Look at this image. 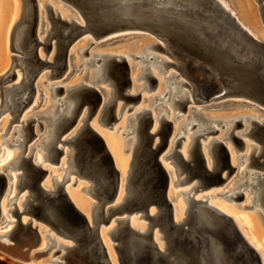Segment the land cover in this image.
Wrapping results in <instances>:
<instances>
[{"label":"water","instance_id":"1","mask_svg":"<svg viewBox=\"0 0 264 264\" xmlns=\"http://www.w3.org/2000/svg\"><path fill=\"white\" fill-rule=\"evenodd\" d=\"M61 1L72 10L73 15L80 16L85 24L80 25L74 21L62 19L50 5H46L48 18L51 22L71 29V32L66 35V41L61 45L54 58L55 61L59 62V65L51 69V78L63 76L67 72L69 51L72 45L82 36L90 33L92 38L99 40L108 35L121 32L120 30L132 32H137L135 29L143 30L141 27H130L125 24L102 23L101 16L104 15L107 9L105 4L97 2L100 0ZM206 1L212 14L216 17L211 24L199 22L198 20L206 19L207 14L202 10L203 1H198L197 9L193 11L192 19L189 21V25L193 28L185 29L179 26V29L187 35V38L180 40L169 38L156 29L153 31L159 38L154 36L156 42L150 47V50L162 52L165 54L166 59L149 52L145 53L144 57L135 58L140 59L142 64H145L141 77L144 81L145 89L150 91L153 85L155 88L158 85L156 78L149 69L150 64H154L159 68L167 82L177 76L185 78L186 73L192 69L204 74L206 89L203 90L202 94L199 93L197 97L192 92V100L187 97L188 92L184 91L179 102L176 103V107L179 110L187 111L189 104L211 105L219 102L217 105H221L228 102L235 103L232 100L236 98L264 106V42H260L250 35L217 0ZM257 1L264 23V0ZM26 3L31 5L33 13V23L30 31L33 60L39 68L44 66L51 67V63L43 60L39 55V46L41 44L36 36L39 22L37 0H22L23 9ZM89 23L95 25L96 28H89ZM143 33L145 36L148 35L146 29ZM119 37L123 36L113 37L107 41ZM162 38H165L164 44L161 42ZM169 42L182 51L172 50L169 52L166 48V44ZM90 45H93V43ZM248 47H252L253 50L251 51ZM51 48L52 45L50 43L43 45V51L47 56ZM228 48L246 57V64L250 65L253 63V66H246L238 62ZM86 51L84 50L82 55H85ZM251 53L253 54L250 56L249 54ZM173 56L181 58L182 63H177ZM15 57L14 55L13 60L16 59ZM92 61L90 60L86 63L90 65ZM196 61L198 63L194 64ZM211 67L216 68L220 75L217 76ZM169 68H174L175 73L167 76L166 70ZM39 73L36 72L30 81V91L26 98L19 103V109L11 112L12 123L18 122L22 124L25 130V136L21 142L22 157L20 168L22 173L18 174L20 181L16 187L17 194L12 198L13 209H11V212L17 218L14 232L9 237L13 247L18 246L16 232L29 231L36 236V240L32 244L35 250L33 257L37 258L49 252L50 249L37 251L41 236L37 227L31 224L34 219L37 224L42 223L48 226L56 235L75 244L74 250L65 248L70 252V262L74 264H112L100 231L102 226H109L115 220L117 226L109 233V236L113 241L118 264H201L202 257L210 256V250L219 255L223 264H263L261 256L249 245L235 221L206 201L196 200L187 196L188 206L184 218L180 222L175 220V209L169 197L171 175L163 166L161 158L163 160H171V164L174 166L175 162L173 160L178 161L183 171L187 173V182L193 179L199 180L201 183L194 184L191 189L195 190V192L224 184L236 170L231 163V155L228 148L222 142L215 140L212 148L214 165L212 169H209L202 146L198 143L200 137L218 133L216 127L212 126L210 131L195 137L194 145L190 152V159L187 160L178 150L179 142L183 139L182 136L176 139L172 155L164 154L173 132V126L171 122L165 120V115L162 116L161 126L156 133L152 132L153 120L148 118L151 112L148 110L141 112L142 116L139 121L141 124L142 145L137 152L136 177L132 190L133 202L139 207L123 209L119 204H115L122 182L120 172L115 167L112 156L103 140L88 125V121L100 111L101 122L107 124L114 119L117 120L115 112L119 101L123 102L121 110L130 101L135 99H138V102L140 101L139 96L131 93L133 85L131 71L127 60L123 57L108 58L105 72L101 75L103 79L96 81L103 83L109 80L113 93L112 99L103 104V98L98 90L94 87L83 85L82 89L74 93L77 106L73 116L62 123L48 151L49 155L45 157L49 162L59 163L65 153L63 147L74 146L76 172L93 183H100L102 186V195L97 197V201L100 204L97 209L98 219H93L92 224H90L86 216L71 202L67 193L62 189L61 184L56 192L47 191L43 186L47 172L32 160L31 153L35 149L34 145L30 146L31 153L24 157L29 148L28 144L31 137L36 135L34 127L31 126L36 120H28L26 125L21 121L23 112L34 100L36 94L35 82L39 77ZM232 77H237L241 80V89L236 92L224 91V87L231 83L230 78L232 79ZM7 78H9V81H13L15 74L8 75ZM190 78L194 79L193 75ZM191 82L194 81L191 80ZM182 85L188 89L191 88L187 83L183 82ZM54 92L55 94H62L65 89L59 86L55 88ZM131 110L132 108H129L127 112ZM84 111L87 113L84 122L85 130L80 137L71 142L69 135ZM250 123L253 125V129L248 136L264 147V122L259 123L251 120ZM242 126L241 121L237 120L228 137L237 150L245 148L241 136L247 134L243 131L241 135H233V131ZM39 127L40 129L43 127L41 123H39ZM157 134L160 135V141L154 145ZM59 145L62 147H59ZM254 161H258L256 157ZM180 176L177 173L178 182ZM178 182H176V185L183 184ZM8 188L9 177L4 173H0V223L3 219L1 202L7 194ZM23 190H28L31 201L25 207V210L21 212L14 200ZM242 197L243 193H239L236 194L234 199L240 200ZM152 208L156 209V213L153 215L150 213ZM139 210L142 212L141 217L148 221V230L145 236L136 232L129 225L128 217H117ZM24 215H28L31 218L28 224L22 222ZM261 216L264 221V214L261 213ZM155 231L161 234L160 239L164 242L163 251L159 249L155 240ZM28 252V248H24L23 251H13L0 241V253L16 262L28 263L30 260L27 255ZM59 252L60 250L55 251L54 255Z\"/></svg>","mask_w":264,"mask_h":264},{"label":"bare ground","instance_id":"2","mask_svg":"<svg viewBox=\"0 0 264 264\" xmlns=\"http://www.w3.org/2000/svg\"><path fill=\"white\" fill-rule=\"evenodd\" d=\"M198 1H200V0H100L97 2H100L101 4H105L106 9H107L106 12L104 13V15L101 16L102 17L101 18L102 23H108V24H113V25L125 24V25H128L130 27L136 26V27L143 28V30L135 29V31L145 32V29H146L148 35H146V36L143 35V37H142L143 41H145V43L143 45H144V49H145V53H146L147 51L149 52L150 47L156 42L155 37H158V35H156V33H153V31L155 29L160 31L162 35L169 37V38H176L179 40L182 38H187V35H185L184 33L181 32V30L179 29V26H182L185 29L193 28L192 26L189 25V21L192 19L193 11L195 9H197ZM201 1H203V3H204V5L202 6L203 7L202 10L205 14H207V18L204 20H198V21L201 23L211 24L212 20L216 16L214 14H212V12L209 8L208 2L206 0H201ZM217 1L220 3V5L225 10L229 11V13L235 17V19L239 22V24L245 30H247L250 35H252L256 40H258L260 42H264V32L261 29H259L257 26H255V22L253 19V13L250 10V8L248 9L244 5L243 2H238L239 9H240V17H239L237 15V13H235L234 11L231 10V8L228 6V4L224 0H217ZM37 4H38V8H39V22H38V26H37L36 36H37L38 42H40V44H41L39 46V55L43 59L42 54H41V52L43 50V45L50 43L52 45L51 51L49 52V55L47 56V58L43 59V60L50 62L51 67L44 66V67L39 68V66H37L35 61L33 60V54L31 52V45H30V31H31L32 23H33L32 22L33 21V13H32V9H31V5L29 3H26L24 9L22 7V12H21V16H20L19 20L17 21V23L13 24V22L15 21L14 19H15L16 15L19 14V12H20L19 0H0V68H1V66L4 65L3 63H5V60H4L5 59V53H4V56L2 57V51H3V46H4L3 36L5 35V32L9 28H11L10 29V45L12 48L11 50H13L17 54V55H15L16 59H14V60H13V56H11L9 69H7L8 66L2 67V73L5 72V74L2 77H0V98H1V101H0V120L2 119V117L5 114L9 113L11 115V112H14L17 109H19V103L26 98V96L28 95V93L30 91V87H29L30 81L32 80V78L36 72H40L39 77L35 82L36 93H37L39 81L44 76L45 70H48V69L51 70L52 68H56L59 65V62L55 61L54 58L57 55L58 50L61 48V45L66 41V39H65L66 35L69 32H71L70 28H64L62 25H59L58 23L51 22L48 17L45 18V15L41 11V8L39 5V0L37 1ZM46 5H50V4H46ZM46 5H45V7H46ZM52 8H53L54 12L58 13L60 18H62V19H65L67 21H74L80 25L85 24V22L83 21V19L80 16L73 15L72 12H70L72 10H70V9L68 10V8H66V6L64 7L66 10V11L64 10V12L57 9L56 7H52ZM10 13H12V16H11L12 19L10 20V22H8V16ZM11 24H13V25H11ZM88 26H89V28H96V26L91 24V23H89ZM120 31H122V30H120ZM149 31H151V32H149ZM140 35H138V36H140ZM199 35H201V34H199ZM127 36H129V35H127ZM104 40H103V42H104ZM93 41L95 42V40H93ZM101 41L98 44H100ZM91 42H92V37L90 36V33L82 36L78 41H76L72 45V47L69 51V54L71 55L72 51L74 52V51L78 50L80 55H82L83 51L86 50V49H83V47H85L87 43H88V45H90ZM161 42L164 44L165 38H162ZM166 48L169 52L172 50H176L179 52L182 51L181 49H179L175 45L171 44L170 42L166 44ZM221 48H222V46H221ZM222 49H224V48H222ZM249 49L251 51L253 50L252 47H250ZM228 50L234 55V58L238 62L245 64L246 66H253V63L250 65L246 64L247 58L244 57L243 55L236 53L231 48H228ZM151 54H156V53L152 52ZM252 54L253 53H251L249 55L251 56ZM138 55H140V54H138ZM161 55H160L161 58L164 57ZM121 56L125 57L122 54H116L115 55L112 53H109V54H100V53L97 54L96 53V54H94L93 57L88 60V61L93 60L92 63L89 65L86 63L88 61H86L85 64H87L90 67L97 66L98 63L101 61H102V64L97 66V72L95 73V77L91 76L90 80L95 83L97 80L103 79L101 75L104 74V72H105L106 62H107L108 58L121 57ZM156 56H158V55H156ZM173 59L177 63H182L181 58L173 56ZM69 60H70V58H69ZM69 60H68V70L67 71H69V68H70V61ZM98 60H100V61H98ZM196 63H198V62L197 61L194 62V64H196ZM144 68H145V65H143V67H142L143 71H142V73L140 72L141 73L140 75L138 74V72L135 73V74H138L137 76H134V74L132 75L133 82L135 81L136 78L138 80H142L141 77L143 75ZM211 69L214 71V73L217 76L220 75L216 68L211 67ZM83 70H82V72H83ZM171 70H173V69H171ZM171 70L167 73V76H170L172 73H175L174 71H171ZM136 71H137V69H136ZM156 72H157V69H156ZM156 72L154 71V74ZM66 73H68V72H66ZM157 73H159V72H157ZM11 74H15V78L13 81H9V78H7V76L11 75ZM96 74H97V76H96ZM186 74L187 75L185 76V78H183L182 76L173 77V80L168 81V82L166 81V85H164V82L163 83L161 82L160 86L158 87L159 94L157 93V96L151 97L152 100L154 99V102L157 100L160 101V103L157 104L155 107H157V106L164 107L166 104L169 103L168 105L170 106V108L172 107L175 110H177L178 108L176 107V103L179 102L181 96L184 93V89H186L185 91L188 92L187 97L191 100H192V96H191L192 92L196 97L199 93H201V94L203 93V90L206 89V81H205L204 74L202 72H198L197 70H192V69L190 71H188ZM192 75H193L194 79L190 78V76H192ZM163 77L164 76H162V78ZM50 78H51V73L48 76V79H50ZM88 79H89V76H88ZM191 80H193L194 82H191ZM183 82L189 84V86L191 88L188 89L186 86H183L182 85ZM230 82H231L230 84H228L226 87H224V91L236 92V91H239L241 89L240 88L241 87V80L239 78H237V77L233 78L232 77V79L230 78ZM90 83L92 85V82H90ZM1 84H2V86H1ZM83 85H85V84L79 82L78 78L71 79V84L68 86H64V89H65L64 93L66 94L65 97L63 96V98L60 100L57 99L58 101L56 100L57 102L54 104L53 108H51L49 106V104L46 105V108H45L46 110H44L41 114L43 116H41V115L38 116V117L44 119L46 129L47 128L49 129L48 134L46 136V139L44 138L45 140L41 141L38 144L41 147V149L45 150L44 158L49 155L48 151L51 148V146L55 140V137L58 133V130H59L60 126L62 125V123L64 121L70 119L73 116V113H74L76 106H77V100L74 97V93H76L80 89H82ZM59 86H61V85H56V84L48 85V87L50 88V90L52 92L51 95L54 98H56V96H57V94H55V92H54L55 88L59 87ZM64 93H62V95ZM105 93L108 96V92H106V90H105ZM111 94H113L112 91H111ZM47 95H48V93H47ZM158 96H159V98H158ZM37 97L38 96L35 94L34 100H33L32 104L30 105L31 107L29 106L23 112V114L21 116V121H23L25 125H26V122L28 120H32V119L36 120L37 119L36 115L29 116L30 113L36 107L35 102L37 101ZM241 102L243 103V101H241ZM228 103H230V102H228ZM237 103H238V101H237ZM249 103H246V104L248 105ZM146 104H148V102ZM243 104H245V103H243ZM168 105H166V106H168ZM189 105H192V104H189ZM250 105H251V103H250ZM248 108L251 110L254 109L253 107L250 108V106ZM165 109H166V107H165ZM144 110H146V109L142 108V109L136 110L134 112V114H132L131 116H129L127 118L128 119V122H127L128 128L132 129V131L131 132L128 131L129 133L128 132L126 134L124 133V135H125V137H129L130 135H133L132 138H130L126 141V145H125V147H127L126 151L131 152L133 154V159L130 163L129 170H128V159H126L123 156L124 142H122L121 135H111V136H108L107 138L104 137L109 150L112 152L115 159L119 162L118 166H119L120 171H121V172L120 171L119 172H120L122 182H121L120 192L117 196V199L115 200V204H119L120 207L123 209H130L133 207H139L135 202H133L134 200H133L132 190H133V186H134V180L136 177L137 152L140 150L141 145H142V139H141V135H140L141 124H140L139 120H140V117L142 116L141 112H143ZM162 110H164V109H162ZM162 110H161V112H162ZM167 110H164V112H166ZM195 110H198V109H195ZM254 110H257V109H254ZM176 114L177 113H175V116H176ZM163 115H165V114L163 113V114L158 115V120L160 122H161ZM248 115H250V113H248ZM251 115H253V114H251ZM261 115H262V113H261ZM190 116H191V114L186 115L185 117H181V116L177 115V118H176V119H178V121H181L179 124V128L181 127L180 131L183 130V131H186L187 133H189V134H187L188 135L187 143L185 144V146L183 148V152H181L182 155L184 156V158L187 160L190 159V152L193 148L194 139L196 136L210 131V128L212 126L218 128V126L222 124L221 128L226 129V132L224 135L222 134V132H221V134L217 133L216 134L217 137L209 138L208 141L202 146V150H203L204 155L207 159V167L209 169H212L214 164H213L212 160H210L209 156L210 155L212 156V148L214 146L215 140H217L219 142L223 141L224 143H225V141L223 140L224 138H227V140H229L228 139L229 133L231 132L232 128L234 127L235 122L237 120L241 121L243 119V117L240 115H234V114H233V116L221 115V116H219L220 119L217 118V119H219V120H217L215 115L211 116V118H205L199 114H196L194 116L192 115L191 117ZM263 116H264V114H263ZM166 118H168V117H166ZM212 118L214 120H211ZM85 119L83 120V126H80L81 118L79 119L77 124L74 126L73 130L71 131V133L69 135V139L71 142L74 141L75 139H77L78 137H80L82 135V133L84 132L85 127H86L85 123H84ZM251 120H255L256 122H259V123L264 122V119H261L259 116L253 115V116L247 117L246 123H248V125H245V126H247V129L245 128V134H247V135H245V136H248V134L252 132L253 125L250 123ZM214 122L217 124H214ZM10 123H12V120ZM95 125L96 124H92V129L94 131L98 132V129H97L98 127ZM123 125H125L124 121H123ZM153 128H155L154 125H153L152 129ZM159 128L160 127L155 128L154 131H157V129L159 130ZM39 129H40V127H39ZM46 132H47V130H46ZM173 133H174V129H173L172 135H173ZM172 135H171V137H172ZM12 136H15V139L14 140H7V144L10 148L11 147L14 148V150L16 148H19L20 153H19L18 157L14 158L13 154L7 151L5 154H3V159L1 161V163H3V162H8L11 160L6 168H4V169L0 168V173H5L9 177L8 192L4 196V198L2 199V202H1L3 219L0 223V241L2 243H4L6 246H8L13 251H18V250L23 251L24 248H28L29 252L27 253V255H28V257H30V260L26 264H42V263H37L35 261L36 258L33 257V255L35 254V250L33 249L32 244L36 240V236L33 233H31L29 231H27V232L17 231L16 232V241L18 243L17 247H15V246L13 247V245H11V241L9 240L10 235H12V233L14 232V229L16 227V224H15L16 221L14 220V217L11 216L12 215L11 209H13L12 198L15 197V195L17 194V188L16 187L20 181L18 174L22 173V172H20V170H22L20 168V165H21V157H22L21 156V142L23 141V138L25 136L24 127H22V125L19 128L15 127L14 131H12ZM180 136H182V135H180ZM180 136H178V137H180ZM207 136H209V134ZM222 136H226V137L222 138ZM171 137H170V142L168 145V147L170 146L169 147L170 150L168 152V154L170 156L173 153V146H174V143L177 139L176 138L175 140L171 141ZM157 143L158 142H156V139H155L154 145H156ZM225 145H228V144L226 143ZM6 146L7 145H5V146L1 145L0 146V155H1L2 151H4L2 149ZM69 148H71V152L67 153V156H68V158L71 159L69 161L71 169H69V167H68L67 170H65V173L68 176L65 178V180L68 179V181L72 182L73 179L69 178V176L71 174L75 173L80 178H84L85 180H88L91 183V187H87V188L82 187V190H85V192H87V194H90L91 196H93L96 199V203L92 204V206H91V214L89 213L88 206H86L85 202L83 201V199H81L78 196V193L76 191H69V189H68L67 191H69V193H67V192L66 193H67V196L69 197V199L71 200V202L74 204V206L78 210H80L86 216L89 223L92 224L93 219L94 220L98 219L97 209L99 208L100 204L97 201V197L102 195V186L100 185V183H96V182L93 183L88 178L83 177L76 172L77 170L75 168V149H74V146H72V145ZM228 150H229L230 155H231V163L236 168V170L229 177V179L224 184H222L221 186L226 185V187H227L228 185L232 184L233 181H235L234 179L237 178V180H236L235 184H232L230 187H228V189H227L228 191L226 190L227 192L223 191L225 193L221 194V196L225 200H227L228 202L235 204L236 199H234V198H236V194L243 193V197L240 200L245 202V204L251 205V206H246V208H252L261 216V213L264 214V173H263L264 172V147H262V146L258 147L255 145H251L249 147L248 145H246L244 148L243 155L240 157L238 156V158L240 159L239 162L241 163L240 165L239 164L237 165L236 158L233 157L232 150L229 147H228ZM166 151H167V149H166ZM255 157L258 160L257 162L254 161ZM62 159H63V157H62ZM41 160H42V158H41ZM112 160L114 161L113 158H112ZM161 160H163V159L161 158ZM173 161L175 162V166L171 163L170 164L173 167V169H175V171H173L172 169L169 168L170 165L165 166L163 161H162L163 166L171 175V183H170V189H169L170 198H171V184H172V182H174V180H173L174 176L176 175V177H177V173L180 174L181 176H180L179 182H178V180L174 182L175 185H176V182H178V183L182 182L183 183L182 185H185V184H190V185L193 184L194 185L196 183H199V184L201 183L197 179H193L190 182H187L186 181L187 173L185 171H183V169H182V167L178 161H175V160H173ZM37 164L40 165L42 168L44 167L42 161H38ZM114 165L116 167L115 161H114ZM253 166H257V168H259V169H256V170H259V171H252L251 168H254ZM9 170H12V171H9ZM52 181H54V183L50 184L48 176L45 177L44 182H43V186L49 192H56L58 186L61 183L58 182L59 178L57 176H54V178H52ZM193 185L190 188L185 189L183 193L179 192L182 194V196H184V201L182 199L183 197H181L179 195V193L176 192L173 195L172 199L174 198L173 206L175 209V220L177 222H180L183 220L185 211H186L187 206H188L187 205V196L193 197L196 200L206 201L208 204H210L214 208L218 209L220 212L230 216L235 221L239 230L242 232V234L246 238L249 245L259 253V255L262 258V262L264 264V258L262 257L261 253L257 249L254 242L250 241L249 237L247 236L243 227L240 224V220L238 218H236L234 215H232L233 210L235 211V209L233 207H228V206L226 207V205L223 203L225 201H223L221 199H217L216 201L213 202L211 192H210L211 195L209 193H207L205 195H200V196L196 195L197 193L196 194L193 193V191L195 192V190H191ZM176 186H181V185H176ZM210 188H217V187L212 186ZM124 192H125V195H123ZM22 199H23V202L20 203L22 201ZM7 200H9V201L7 202ZM30 201H31V198L28 194V191H26V190H23L20 194H18V196L14 200L19 211L22 208H23L22 210L24 211L25 207L29 204ZM243 204L244 203H242V205ZM8 206L10 207L9 209H8ZM243 208H245V206H243ZM134 212H141V211L139 210V211H134ZM150 213L152 215L155 214L156 209L152 208ZM27 216L28 215H26V217H22V222L24 224H28L30 222L31 218L27 217ZM139 218H142V217L140 216ZM250 220L253 221V216H250ZM138 221H139L138 219H133V217H132L129 219V225L136 232L145 236V233L148 230V225H145V224L140 223ZM114 223H116L115 220H113L109 224L108 229L101 228L100 232H101L102 240L105 244V247L107 249V252H108V255H109V258H110L112 264H118V260H117V256H116V253L114 250V246L111 244V242L109 240V238H110L109 233L113 229H115L117 226V224L114 225ZM31 224H32V226L37 227V230L41 236L40 244L37 247V248L41 247L40 250L44 249V251H46V250L50 249L49 251L52 252L51 255L53 257L55 256L54 255L55 251L60 250V252H61L62 250H64V252H67L66 254H67V258H68L70 252L67 251L65 248H71V250L75 249L76 246L74 243H72V241L66 240L64 238L61 239L62 237L59 235H56L54 233V231L50 230V228L48 226H46L42 223L37 224V222L34 219L32 220ZM22 238H26L27 239L26 242H21ZM62 240H64V241L66 240V242H68V243H65ZM155 240L158 244L159 249L163 251L164 250V242L160 239V236L158 235L157 231H155ZM64 257L65 256L63 255L60 258L52 259L50 261L52 263H55V264L56 263L65 264V263L60 262V260ZM201 264H223V263L221 262L219 255L216 252H214L213 250L212 251L210 250V256L202 257Z\"/></svg>","mask_w":264,"mask_h":264},{"label":"rangeland","instance_id":"3","mask_svg":"<svg viewBox=\"0 0 264 264\" xmlns=\"http://www.w3.org/2000/svg\"><path fill=\"white\" fill-rule=\"evenodd\" d=\"M224 1L228 4V6L231 8L232 11L237 13V15L239 17H240V9H239L238 2H243L244 5L248 9L250 8V10L252 11L255 26H257L259 29H261L264 32V23H263V20L261 17V12L259 10V3L257 0H224ZM19 2H20V12H19V14L16 15V17L14 19L15 21L13 22V24L17 23V21L19 20V18L21 16L22 0H19ZM46 4H50L52 7H56L57 9H59L63 12L65 10L64 7L66 6L61 0H39V5H40L42 13L45 15V18L48 17V12H47V9L45 7ZM66 8H68V7L66 6ZM69 9L70 8H68V10ZM70 12H72V11H70ZM72 14H73V12H72ZM11 16H12V13H10L8 16V22H10V20L12 19ZM13 24H11V25H13ZM10 29L11 28H9L5 32V35L3 36L4 46H3V51H2V57L4 56V53H5V59L3 58L5 60V63H3L4 65L1 66V68H0V77H2L5 74V72L2 73V67L8 66L7 69H9L11 56L17 55L13 50H11L12 48L10 45ZM127 35H129V36H127ZM138 35H140L141 37ZM143 35L145 36V34L143 32H138V31L137 32L121 31V32H117V33H114V34H111V35H108L104 38L99 39L100 41L102 40L100 44H98L100 42L99 40H95L94 38H92L91 43H93L94 46L88 45V43H87L86 46L83 47V49L87 50L85 55H83V56L80 55L78 50L71 52V55L69 57L70 58V60H69L70 61V68H69V71H67L68 73H65L63 76H60L57 78L48 79V76L51 73V70L48 69V70H45L44 76L39 81V86L37 88V93H36V95L38 96L37 101L35 102L36 107L34 108V110L29 115V116L36 115V118H37L36 121L31 124V126H33L35 129L36 135H35V137H31L29 144H28L29 148H28L27 152L24 154V157L28 156L29 153H31L30 146L34 145L35 149L31 153L32 160L35 164H37L38 161H42V163L44 165L43 169L47 172V176L49 178V183L53 184L54 181H52V178H54V176H57L59 178L58 182H60L62 185V189L67 193H69V191H76L78 193V196L81 199H83L86 206H88L90 214H91V206H92V204L96 203V199L93 196H91L90 194H87V192H85V190H82V187H86V188L91 187V183L88 180H85L84 178H80L75 173L71 174L70 175L71 177L69 176V178L73 179L72 182L71 181L65 182V178L68 177L67 174L65 173V170H67L68 167H69V169H71L70 164H69V161L71 159L68 158V156H67V153L71 152V148H69L67 146L65 148L63 147V150H65V153L62 156L63 159L61 158V161L59 163H57V162L52 163V162L47 161L44 158L45 150L41 149V147L38 144L41 141L46 139V136L48 134L49 129L48 128L46 129L44 119H42L38 116H40L42 114V112L44 110H46L45 109L46 105L49 104V106L51 108H53L54 104L58 100L62 99L63 96L65 97V95H66L65 93L63 95L59 93V94H57L56 98H54L51 95L52 92H51L50 88L48 87V85L56 84V85H61V87L64 88V86H68L71 84V79H73V78H78L79 82H81L87 86L94 87L96 90H98L100 92L102 98H103V104H104V102H108L109 100H111L112 99V97H111L112 96V94H111L112 87L109 85V80H107L106 82H103V83H101V82H95L94 83L93 81L90 80L91 76L95 77V73L97 72V66L101 65L102 61L99 62L98 65L95 67H93V66L90 67L87 64H85V62L88 61L89 59H91L93 57V55L96 53L97 54H99V53L100 54L112 53L115 55L116 54H122L125 56L123 58H125L127 60V63L130 67L131 78H133L132 77L133 74H134V76H137L138 74L140 75L143 71L142 67L145 64H142L140 59H135V58L140 56V55L141 56L145 55V49H144V45H143L145 43V41H143V38H142ZM117 36H124V37H119L115 40L112 39V40L107 41L108 39H111V38L117 37ZM93 40H95V42ZM103 40H104V42H103ZM149 52L150 53H152V52L156 53L153 55H158L159 57L162 54L161 56H164L166 58L165 54H163L162 52H159L157 50H149ZM41 54H42L43 59L47 58V54L43 50H42ZM138 54H140V55H138ZM164 57H162V58H164ZM153 66H154V64H150L149 69L151 68L150 70L152 71L153 76L156 78V80L158 82V85L156 88L153 85L152 89L150 91H148L144 88L145 87L144 81L138 80L136 78L135 81L132 83L133 85L131 88L132 89L131 93L139 96L138 97V98H140L139 102H138V99L130 101L126 105V107L121 110L123 102L119 101L118 107H117L116 112H115V117L117 118V120L114 119L111 122H108L107 124H105L106 126L102 125V123H101L100 111H98L95 115H93L91 117V119L88 121V125L91 126V128H92V124H96L95 126L98 127V128L96 127L98 129V132H99L98 134L103 139L105 146H106L107 150L110 152L111 156H113L112 158L114 159L116 167L119 171H120V168L118 166L119 162L115 159L114 155L109 150L104 137L107 138L108 136H111V135H121L122 142H124L123 156L126 159H128V170H129L130 163L133 159V154L131 152L126 151L127 147H125V145H126V141L128 139L132 138L133 135H130L129 137H125L124 133L126 134L128 131L129 132L132 131V129L128 128V123H127L128 119L127 118L129 116H131L132 114H134V112L136 110L145 108L146 110L150 111L151 114L148 115V118H149V120L150 119L153 120V123H154L153 125L155 128H158L161 126V122L158 120V115L164 113L166 115L165 119L167 121L171 122L173 129H174V133L171 137V141L175 140L180 135H182V137H183V139L180 140V142H179L180 146L178 147V150L180 152H183V148H184L185 144L187 143V138H188L187 134H189V133H187L186 131H183V130L180 131L181 127L179 128V124L181 121H178V119H176L177 115L181 116V117H185L186 115H189V114H191V116L199 114L205 118H211V116L215 115L216 119L217 118L220 119L219 116H221V115H228V116H233V114L234 115H240L243 117V119L241 120V124H243V126L240 128H236L233 131V135H241V133L243 131H245V128L247 129V126H245V125H248V123H246L247 117L255 115V116H259L261 119H264V116H263L264 106H260L259 104H255L253 102H250V101H247L244 99H237V98L232 100V101H236L234 104L232 102H230V103H226V104L217 105L219 102H215L211 105H194V104L188 105L187 111L179 110V109L175 110L172 107L170 108V106L168 105L169 103L166 104L168 106L165 105L164 107H161V106L155 107L157 104L160 103V101L156 99L157 101L154 102V99L152 100L151 97L157 96V93L159 94L158 87L160 86L161 82L162 83L164 82V85H166V81H165V76L160 73L159 68L156 65L154 67ZM136 69H137V71H136ZM156 69H157V72H159V73L156 72ZM171 69H174V68H169L166 70V72L168 73ZM82 70H83V72H82ZM154 71L156 72L155 74H154ZM171 71H174V70H171ZM137 72H138V74H135ZM88 76H89V79H88ZM96 76H97V74H96ZM162 76H164V77L162 78ZM89 81L92 82V85ZM132 81H133V79H132ZM105 90H106V92H108V96L110 95L109 97L106 95ZM185 90L186 89H184V91ZM47 93H48V95H47ZM159 96H158V98H159ZM0 101H1V98H0ZM237 101H238V103H237ZM241 101H243V103H245V104H243ZM147 102H148V104H146ZM249 102L251 103V105ZM246 103H249V105H247ZM249 106H250V108L253 107L254 109H257V110H254V109L251 110L248 108ZM165 107H166V109H165ZM86 108H87V106H86ZM129 108H132V110L127 112V110ZM160 109L161 110L162 109H164V110L168 109V110L166 112H164V110H162V112H161ZM195 109H198V110H195ZM175 113H177L176 116H175ZM248 113H250V115H248ZM261 113H262V115H261ZM251 114H253V115H251ZM86 115H87V113H86V111H84L82 116H81L80 126H83V120L86 118ZM41 116H43V115H41ZM166 117H168V118H166ZM219 119H217V120H219ZM11 120H12V116L9 113L5 114L2 117V119L0 120V146L1 145H3V146L7 145L8 146L7 140H14L15 139V136H12V131H14L15 127L19 128L22 125V124H19L18 122L10 123ZM211 120H214V119L212 118ZM123 121H124L125 125H123ZM39 123H41L43 126L41 129H39ZM214 124H217V123L214 122ZM221 126H222V124L219 125L218 128H216V129L219 130L218 131L219 134H221V132H222V134L224 135L226 132V129L225 128L222 129ZM155 128L152 129V132L157 133L158 129H157V131H154ZM46 130H47V132H46ZM216 134L217 133H211V134H209V136L200 137L198 139V143H200L201 146H203L208 141L209 138L217 137ZM224 137H226V136H222V138H224ZM241 139L244 142L245 146L248 145L250 147L251 145H255V146L261 147L259 142L255 141L253 138H251L249 136H241ZM223 140L225 141V143L223 141H222V143L224 145L226 143L228 144L225 146L226 147L228 146L232 150L233 157L236 158L237 165L238 164L240 165L241 163L239 162L240 159L238 158V156L240 157L243 155L244 149L237 150V148L235 147V145L233 144V142L231 140H227V138H224ZM159 141H160V135L157 134L156 142L159 143ZM7 146L2 149L4 151H2V153L0 155V168H2V169L6 168L9 164V162L11 161L10 160L8 162L1 163V161L3 159V154H5L8 151V152L12 153L13 157L15 158V157H18L19 153H20L19 148H16L14 150V148H12V147L10 148L9 146L8 147ZM59 147H62V146L59 145ZM169 147L167 148V151H165L164 154H168V152L170 150ZM209 157H210V160H212V162H213L212 156L210 155ZM41 158H42V160H41ZM162 161H163L165 166L170 165L169 168L172 169L173 171H175V169H173V167L170 164L171 160H165L164 159ZM253 167L254 168H251L252 171H259V170H256V169H259V168H257V166H253ZM9 171H12V170H9ZM20 172H22V170H20ZM173 180H174V182L177 181L178 177H176V175H175ZM234 180L235 181H233L234 183L232 182V184H235L237 178ZM174 182H172V184H171V198L170 199L172 200V202L174 201V198L172 199V197L176 192L177 193H179V192L183 193L185 189H188L193 185V184H191V185L185 184V185H181V186H176L174 184ZM232 184L228 185L227 187H226V185L225 186L219 185V186H216L217 188H208V189H204V190H199L197 192L193 191V193H195V194L197 193L196 195L200 196V195H205L207 193L210 194V192H211L213 202L216 201L217 199H221V200L225 201L223 203L226 205V207L227 206L233 207L235 209V211L233 210L232 215H234L236 218H238L240 220V224L243 227L247 236L249 237L250 241L254 242L257 249L261 253L262 257L264 258V228H263L264 227V221H263V218L252 208H246V206H251V205L245 204V202H243L242 200H236V203L232 204V203L228 202L227 200H225L221 196V194L228 191L227 190L228 187H230ZM68 189H69V191H67ZM26 191H28V190H26ZM223 191H225V192H223ZM181 193H179V195L181 197H183L182 199L184 201V196H182ZM123 195H125V192ZM8 201L9 200H7V202ZM22 202H23V199L20 203H22ZM242 203H244V204L242 205ZM243 206H245V208H243ZM9 208L10 207L8 206V209ZM22 209H20V211ZM141 215H142V212H132V213H125V214L119 215L117 217L118 218L128 217L129 219L133 217V219H138L139 220L138 222L143 223L145 225H148L147 220H145L143 218H139ZM11 216L14 217V220L17 219L15 216H13V214ZM250 216H253V221L250 220ZM23 217H26V215H24ZM27 217H29V216H27ZM116 224L117 223H114V225H116ZM102 228L108 229L109 227L108 226H102ZM158 235L161 236V234H158ZM61 239H63V238H61ZM26 240H27L26 238H22L21 242H26ZM109 240H110L111 244L113 245V241L111 240V238H109ZM62 241H64V240H62ZM64 242L68 243V242H66V240ZM40 248L41 247L37 248V251H42V250L44 251V249L40 250ZM51 253L52 252L49 251L47 254L37 257L35 261L37 263H42V264H55V263H52L50 260L60 258L61 256L64 255L65 257L62 258L60 260V262L65 263V264H74L73 262H70V260H69L70 257L67 258V254H66L67 252H64V250L59 252L60 254L58 253L54 257L51 255ZM0 264H22V263L16 262V261H14V260H12V259L8 258L7 256L0 253ZM56 264H58V263H56Z\"/></svg>","mask_w":264,"mask_h":264},{"label":"flooded vegetation","instance_id":"4","mask_svg":"<svg viewBox=\"0 0 264 264\" xmlns=\"http://www.w3.org/2000/svg\"><path fill=\"white\" fill-rule=\"evenodd\" d=\"M102 123V122H101ZM102 125L106 126L105 124L102 123ZM94 131V130H93ZM96 132V131H95ZM98 134V132H96ZM99 135V134H98ZM99 137L101 138V136L99 135ZM102 139V138H101ZM103 140V139H102ZM104 142V141H103ZM105 144V143H104ZM65 182H67V179L65 180ZM129 222V219H128Z\"/></svg>","mask_w":264,"mask_h":264}]
</instances>
